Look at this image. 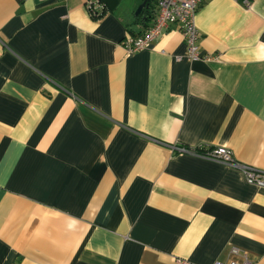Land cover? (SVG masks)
<instances>
[{
  "label": "crops",
  "instance_id": "crops-1",
  "mask_svg": "<svg viewBox=\"0 0 264 264\" xmlns=\"http://www.w3.org/2000/svg\"><path fill=\"white\" fill-rule=\"evenodd\" d=\"M246 1L203 0L191 61L176 25L124 51L153 21L141 0H0V264H264V187L175 149L264 172V0Z\"/></svg>",
  "mask_w": 264,
  "mask_h": 264
},
{
  "label": "built area",
  "instance_id": "built-area-1",
  "mask_svg": "<svg viewBox=\"0 0 264 264\" xmlns=\"http://www.w3.org/2000/svg\"><path fill=\"white\" fill-rule=\"evenodd\" d=\"M247 3L246 0H243ZM203 0H156L155 14L152 23L141 35L132 36L126 34L122 39V47L126 53L138 51L147 47L155 38L168 29L170 25H176L186 42L184 57L188 60L209 59L210 56L201 54L199 48V32L194 24V15ZM89 5H91L89 3ZM88 5V6H89ZM180 59V57H177ZM176 151L198 154L202 157L222 162L242 173L244 180L257 187H264V172L253 166L236 161L231 151L223 146L211 148H190L177 146ZM230 253L237 255V248H231ZM241 261L229 260L227 262L215 261L213 264H251L245 254L241 255ZM180 264H186L181 261Z\"/></svg>",
  "mask_w": 264,
  "mask_h": 264
},
{
  "label": "trees",
  "instance_id": "trees-1",
  "mask_svg": "<svg viewBox=\"0 0 264 264\" xmlns=\"http://www.w3.org/2000/svg\"><path fill=\"white\" fill-rule=\"evenodd\" d=\"M141 1L144 2V5L142 6L141 10L136 15L133 13L134 19H135L134 21H137V22L139 21L143 25H145V27H146L147 26L146 22L149 21L150 19L154 18L156 0H141ZM88 8L90 9V11L93 14H97L99 12V10L94 8L92 5H89ZM144 30L143 31H138L137 33H134L133 30L127 29L126 30V34L132 35V36H137V35H141L144 32Z\"/></svg>",
  "mask_w": 264,
  "mask_h": 264
},
{
  "label": "water",
  "instance_id": "water-1",
  "mask_svg": "<svg viewBox=\"0 0 264 264\" xmlns=\"http://www.w3.org/2000/svg\"><path fill=\"white\" fill-rule=\"evenodd\" d=\"M144 5V2H142L141 4H139L134 12V14L136 15L142 8V6Z\"/></svg>",
  "mask_w": 264,
  "mask_h": 264
}]
</instances>
